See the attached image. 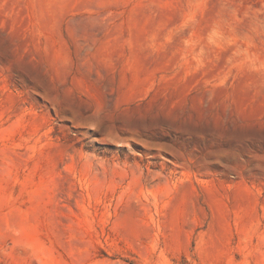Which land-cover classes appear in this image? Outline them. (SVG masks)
<instances>
[{
    "label": "rangeland",
    "instance_id": "1",
    "mask_svg": "<svg viewBox=\"0 0 264 264\" xmlns=\"http://www.w3.org/2000/svg\"><path fill=\"white\" fill-rule=\"evenodd\" d=\"M0 264H264V0H0Z\"/></svg>",
    "mask_w": 264,
    "mask_h": 264
},
{
    "label": "bare ground",
    "instance_id": "2",
    "mask_svg": "<svg viewBox=\"0 0 264 264\" xmlns=\"http://www.w3.org/2000/svg\"><path fill=\"white\" fill-rule=\"evenodd\" d=\"M99 116V115H98Z\"/></svg>",
    "mask_w": 264,
    "mask_h": 264
}]
</instances>
